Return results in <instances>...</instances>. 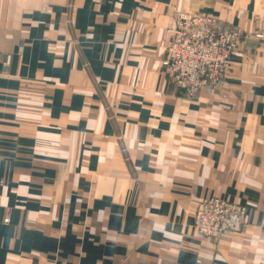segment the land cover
Segmentation results:
<instances>
[{
  "label": "crops",
  "instance_id": "1",
  "mask_svg": "<svg viewBox=\"0 0 264 264\" xmlns=\"http://www.w3.org/2000/svg\"><path fill=\"white\" fill-rule=\"evenodd\" d=\"M178 11L241 35L197 99L161 65ZM258 33L264 0H0V264H264ZM206 196L246 223L201 234Z\"/></svg>",
  "mask_w": 264,
  "mask_h": 264
},
{
  "label": "built area",
  "instance_id": "2",
  "mask_svg": "<svg viewBox=\"0 0 264 264\" xmlns=\"http://www.w3.org/2000/svg\"><path fill=\"white\" fill-rule=\"evenodd\" d=\"M168 27L171 35L161 62L165 75L194 99L223 85L238 47L239 32L217 16L189 11H178ZM256 35L264 38V34ZM0 60V72H6L7 55L0 53ZM247 217L245 204L206 196L195 212L194 224L201 234L216 238L241 228Z\"/></svg>",
  "mask_w": 264,
  "mask_h": 264
},
{
  "label": "rangeland",
  "instance_id": "3",
  "mask_svg": "<svg viewBox=\"0 0 264 264\" xmlns=\"http://www.w3.org/2000/svg\"><path fill=\"white\" fill-rule=\"evenodd\" d=\"M207 14V13H206ZM212 15V14H211ZM215 16V15H214ZM218 17V16H217ZM169 28V27H168ZM220 87V86H219ZM218 88V87H217ZM6 220H8V218L6 219Z\"/></svg>",
  "mask_w": 264,
  "mask_h": 264
}]
</instances>
